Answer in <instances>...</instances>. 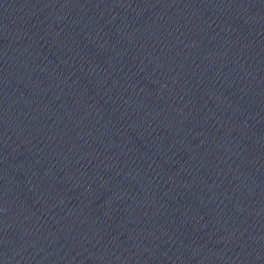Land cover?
<instances>
[{
	"label": "water",
	"instance_id": "95a60500",
	"mask_svg": "<svg viewBox=\"0 0 264 264\" xmlns=\"http://www.w3.org/2000/svg\"><path fill=\"white\" fill-rule=\"evenodd\" d=\"M0 264H264V0H0Z\"/></svg>",
	"mask_w": 264,
	"mask_h": 264
}]
</instances>
